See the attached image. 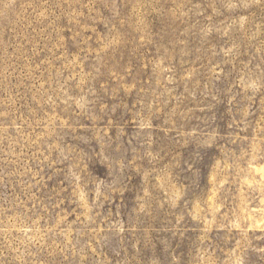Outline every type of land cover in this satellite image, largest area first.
<instances>
[{"label": "rangeland", "instance_id": "374dc122", "mask_svg": "<svg viewBox=\"0 0 264 264\" xmlns=\"http://www.w3.org/2000/svg\"><path fill=\"white\" fill-rule=\"evenodd\" d=\"M0 264H264V0H0Z\"/></svg>", "mask_w": 264, "mask_h": 264}]
</instances>
